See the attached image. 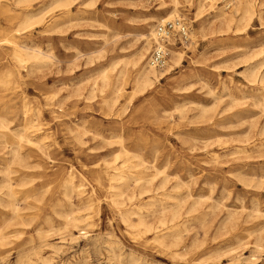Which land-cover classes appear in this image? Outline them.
Segmentation results:
<instances>
[{
	"label": "rangeland",
	"instance_id": "374dc122",
	"mask_svg": "<svg viewBox=\"0 0 264 264\" xmlns=\"http://www.w3.org/2000/svg\"><path fill=\"white\" fill-rule=\"evenodd\" d=\"M253 2L245 28L200 32L213 10L198 18L195 0H180L175 17L190 40L169 59L179 50L181 62L139 91L125 61L147 41L146 62L149 29L169 5L145 0L142 12L139 0H99L89 12L74 6L67 21L45 0H0V119L9 127L0 181L10 149L22 159L8 172L20 214L3 229L4 264H264V0ZM40 9V22L19 25ZM20 46L45 57L21 64ZM69 173L90 205L63 183ZM135 177L150 191L132 193ZM175 199L180 240L159 245L158 203ZM70 211L85 214L84 234L64 226ZM122 213L157 232L127 226ZM9 216L0 205V225Z\"/></svg>",
	"mask_w": 264,
	"mask_h": 264
},
{
	"label": "bare ground",
	"instance_id": "6f19581e",
	"mask_svg": "<svg viewBox=\"0 0 264 264\" xmlns=\"http://www.w3.org/2000/svg\"><path fill=\"white\" fill-rule=\"evenodd\" d=\"M30 1L31 0H15L16 3L23 2L24 5L30 4ZM45 1H47L48 6H53L55 8L62 10L64 12L63 18H65L67 21H70V20H72L71 18L75 17L74 12L72 11V8L74 6H75V11H77L79 13L89 12V11H93L95 9L96 4L99 0H45ZM187 1H189V0H187ZM234 1H235V5L232 7V9L229 11H225V9L227 7L226 6L227 3L230 6V4ZM179 4H180V0H159L158 8H165L169 5L168 10L166 12H164L163 15L159 16V21L164 20V19H170V18L177 16ZM139 6H140V9L142 12L147 11V5L145 3V0H139ZM254 7L255 6H254L253 0H226V3H223L221 5H217L214 0L213 1L195 0V9H196L195 10V16L197 15L198 18L199 17L201 18L204 15L208 14L209 10H213V12H214L212 14V19L210 21H208V19H205V21L204 20L200 21V23H199V29L200 30L199 31L203 32L205 30V26L208 27L210 25H218L219 27H225L228 29L234 23H236V27H235L236 30L241 29V27H239L238 24H243L242 28L243 27L245 28L247 23L251 20V18L253 16V13L255 11ZM42 12H43V9L37 10L35 12L28 10L26 13L21 15L19 25L24 27L26 25L27 26L31 25V23H34V22H40L42 20V16H41ZM148 16L151 17L153 15L150 14ZM206 21H208V22H206ZM17 29H19V28H17ZM149 31L151 34H153V29H151V30L149 29ZM139 35L143 36L144 34L142 32V33H139ZM146 43H148V42L146 41L145 45H146ZM145 45L142 44V45L138 46L136 49H134V51L131 54V58L128 59V61H125V64L127 62L128 64H130L134 68V71H135V73H134L135 88H136V90H139V91L142 90L146 86H151L154 82L158 81L159 78H162V77L166 76L167 74H169L171 72V70L173 69L174 65L180 64L181 57H182V53L179 50L173 51V53L169 59L170 63L168 61L167 66L163 70L157 71L158 69H154L152 67H149L146 62L143 63L144 54L146 51ZM20 49L26 54V58H22L19 56V54H16V53H15L14 57L21 64H22V62H24L27 59H30L32 63H38V62H41L43 60V58L45 57L42 54V51H39L38 49H34V48H30V47H26V48L22 47L21 48V46H20ZM255 75H256V73L253 74V76H255ZM263 76H264V74H263ZM102 78L103 79L106 78L105 73H102ZM201 126H203V125H201ZM7 129L9 130L8 125L6 123H4L2 118H1L0 119V133L1 134L4 133V130H7ZM16 135H17V139H18L15 141L16 143H18L20 139L26 138L25 134H23L22 132L16 133ZM253 136H255V135H253ZM27 140L29 141V139H27ZM126 151L127 150L124 149L125 154H127ZM10 154L11 155L9 157L3 158L4 159V163H3V167H2L3 177H2V180L0 181L1 182L0 185L3 188V190L0 193V205H1V207H4L5 209L9 210L11 212V216L3 217L1 219L2 223L0 225V244H2L5 241V237H6V233L4 232L3 229L8 227L11 224L12 220L17 218L18 215L20 214V212L18 211L19 210L18 206L14 203V197H15L14 192L15 191L12 188V183L10 182L8 172H9L10 164L12 162L17 161V160L19 162L22 159L19 157V153L17 152V148H14V147L11 148ZM132 156H134V155H132ZM22 166H24V165H22ZM249 167L247 166V168H249ZM146 181H148V180H141L140 178L135 177L133 180L132 193L134 191V188L137 189L139 195H141L142 193L150 191V187L148 185L144 184V182H146ZM165 182H166V180H163V183L159 187L164 186ZM63 183L69 187L70 191H73L78 196L80 203H84L86 206L90 205L91 198H89L90 197L89 195L85 196V197H88L87 199H82V197L84 196V191H85L83 188L84 183L82 181H79L76 183L74 180H72L71 173H69L68 176L65 178V180H63ZM174 188L175 189L178 188V183H176L174 185ZM188 191H190V190H188ZM120 194H122V193L119 191L116 195H120ZM133 196H134V194L131 195L130 197H133ZM158 204H159V206H158V217L156 219V222H158V234L156 233L157 231L154 230L155 226L148 223L145 220L143 215H139L138 220L133 222L130 219V217L128 215H126L127 213H122L121 214L122 220L125 222V224H127V226L137 227L139 229V231H141V232H145L147 230H153L154 232L156 231L155 232L156 234L154 236H155V239L158 241L159 245H166L168 243L172 244V245L178 244V242L180 240V228L178 227L177 223H178L180 216H181V213H182L180 210V207H179L180 201L178 199H175V201H173L171 203H167L166 201H159ZM231 207H233V206H231ZM153 211H151V212H153ZM247 214H249V213H247ZM84 215L73 214L70 211L66 214L65 224L63 222L62 223L64 224L65 227L70 225L72 227L77 228L79 235L84 234L85 233V230H83L84 224H85L84 219L86 218ZM244 215H245V213H244ZM184 221H182V222H184ZM53 225L51 227H53ZM57 227H58V225H57ZM57 227H54V228H57ZM228 237H230V236H228ZM192 251L193 250H191V252ZM29 259H32V258H29ZM0 264H4V262H2L0 260ZM71 264H79V263L73 262Z\"/></svg>",
	"mask_w": 264,
	"mask_h": 264
},
{
	"label": "built area",
	"instance_id": "2783aa9c",
	"mask_svg": "<svg viewBox=\"0 0 264 264\" xmlns=\"http://www.w3.org/2000/svg\"><path fill=\"white\" fill-rule=\"evenodd\" d=\"M214 1L216 4L226 3V0ZM226 6L229 7L228 3ZM189 33V26L181 17L156 22L153 27L151 47L146 58L147 65L154 69H163L169 60L171 47L186 44L190 40Z\"/></svg>",
	"mask_w": 264,
	"mask_h": 264
}]
</instances>
